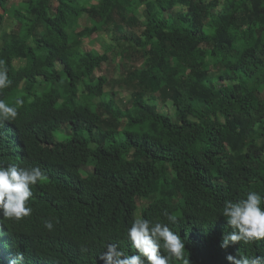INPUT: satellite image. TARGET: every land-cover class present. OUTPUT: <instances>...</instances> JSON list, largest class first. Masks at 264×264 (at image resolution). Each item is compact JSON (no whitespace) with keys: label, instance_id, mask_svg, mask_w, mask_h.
<instances>
[{"label":"trees","instance_id":"16d2710c","mask_svg":"<svg viewBox=\"0 0 264 264\" xmlns=\"http://www.w3.org/2000/svg\"><path fill=\"white\" fill-rule=\"evenodd\" d=\"M7 3L0 61L11 84L0 100L18 109L22 147L13 156L1 122L0 166L46 173L32 188V215L4 220L8 262L21 252L23 264H104V246L123 251L135 216L168 223L166 209L190 264L264 256V240L222 249L227 228L218 229L226 200L264 196V0ZM7 20L20 28L2 34ZM97 36L110 42L85 51ZM120 45L117 78L97 76ZM134 56L142 62L128 68Z\"/></svg>","mask_w":264,"mask_h":264},{"label":"clouds","instance_id":"9594fccd","mask_svg":"<svg viewBox=\"0 0 264 264\" xmlns=\"http://www.w3.org/2000/svg\"><path fill=\"white\" fill-rule=\"evenodd\" d=\"M140 19L143 20L144 16L142 15ZM10 76H8L7 67L0 61V95L3 89L10 86ZM16 104H23V100L17 99ZM17 116L18 109L15 106L0 100V133H2L1 122H5L6 126L11 125L8 137L17 146L11 150L13 156H17L18 150L22 147L20 130L18 126L11 123ZM3 130H7V127L4 126ZM19 166L20 164L0 166V255L5 254V264H23L24 254L17 252L15 258L8 262V256L13 254L7 250H13V243L4 220L8 218L21 221L30 217L33 212L29 205V199L34 195L32 188L46 179L45 171L38 166L27 168ZM262 205H264V196L257 191H249L244 199L224 202L220 216H223L227 223L223 221L218 227V229L227 228V232L221 237L222 249H227L237 242L249 244L264 240V207ZM163 216L168 223L152 222L144 218L143 214L135 216L126 228V235H123V251L117 243H107L104 246L107 250L100 259L104 261V264H176V262L190 264L188 256L185 255V241L179 233L169 227V224L177 223V215L166 209ZM42 223L46 230L54 231L55 223L52 218L44 219ZM8 241L9 246L6 248ZM226 260L229 264H264V256L240 255L238 251L236 255L228 254Z\"/></svg>","mask_w":264,"mask_h":264},{"label":"rangeland","instance_id":"374dc122","mask_svg":"<svg viewBox=\"0 0 264 264\" xmlns=\"http://www.w3.org/2000/svg\"><path fill=\"white\" fill-rule=\"evenodd\" d=\"M25 2V0H8L7 3V9L12 8L15 4H23ZM144 9L142 8L141 11H143ZM0 12L3 14V10L0 9ZM142 16V15H141ZM140 16V17H141ZM139 17V18H140ZM87 25H89V22L87 19L81 20L80 21V26L81 28L86 27ZM6 26H3L1 29V33L4 34L5 31L12 32L14 30H18L20 28V24L17 23L16 21H10L7 20L6 21ZM6 28V29H5ZM108 42H110V38L107 36H97L94 39H87V41L84 42L83 44V49L85 51H90L92 49H102L105 48L106 45L108 44ZM124 46L120 45L116 52L111 56L109 64H105V66H103V68L100 70V72H97V76H104V77H109V78H117V76L113 75V73L115 72L116 68H118V65L122 63L121 61V57H122V48ZM142 61H139L137 56H134L130 59V61L127 63V67L128 68H132V67H136L138 64L140 65ZM126 64V62H123ZM115 82V81H114ZM113 82H110V85H112ZM125 88V87H124ZM106 91L108 90V85H106ZM69 135V130L68 129H62L60 131H58L56 133V139L58 142H62L65 141L68 138ZM87 172H91V168H87L86 170Z\"/></svg>","mask_w":264,"mask_h":264}]
</instances>
